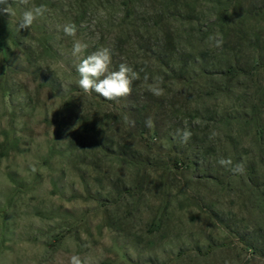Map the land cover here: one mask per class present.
Returning a JSON list of instances; mask_svg holds the SVG:
<instances>
[{
    "label": "rangeland",
    "instance_id": "rangeland-1",
    "mask_svg": "<svg viewBox=\"0 0 264 264\" xmlns=\"http://www.w3.org/2000/svg\"><path fill=\"white\" fill-rule=\"evenodd\" d=\"M31 3L0 12V264H264V0ZM74 40L131 95L85 93Z\"/></svg>",
    "mask_w": 264,
    "mask_h": 264
},
{
    "label": "clouds",
    "instance_id": "clouds-1",
    "mask_svg": "<svg viewBox=\"0 0 264 264\" xmlns=\"http://www.w3.org/2000/svg\"><path fill=\"white\" fill-rule=\"evenodd\" d=\"M0 5L3 6L0 8V12L10 17L15 15L13 5H19L24 9L17 25L18 32L28 30L35 21L48 12L45 5H34L31 0H0ZM62 30L66 36L70 37H75L77 31L75 24H66ZM208 39L213 42L216 48L223 46V37L219 33L209 36ZM87 48L88 45L86 43L74 40L71 49V55L78 61L75 68L79 74V87L85 93L94 92L107 101H118L131 95L133 82L140 79V74L126 63H121L118 70H112V56L108 48H101L91 54L84 55ZM144 79L147 81L148 76L145 75ZM147 90L157 97L164 95V89L160 86L159 79L149 84ZM145 126L148 128L154 126L151 117L146 119ZM175 136L181 144H187L192 133L185 127L182 130L177 129ZM217 162L226 168L230 167L233 173L243 172V165L236 164L232 166L233 162L231 159L220 158ZM33 171H35V168H33ZM70 264H99V261L82 259L79 255H73L70 258Z\"/></svg>",
    "mask_w": 264,
    "mask_h": 264
}]
</instances>
